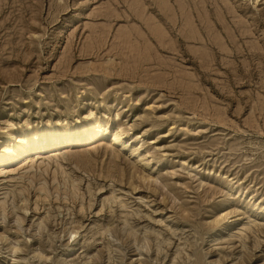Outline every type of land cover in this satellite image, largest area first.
I'll use <instances>...</instances> for the list:
<instances>
[{"label":"rangeland","instance_id":"374dc122","mask_svg":"<svg viewBox=\"0 0 264 264\" xmlns=\"http://www.w3.org/2000/svg\"><path fill=\"white\" fill-rule=\"evenodd\" d=\"M90 123L0 166V264H264V0H0V151Z\"/></svg>","mask_w":264,"mask_h":264},{"label":"bare ground","instance_id":"6f19581e","mask_svg":"<svg viewBox=\"0 0 264 264\" xmlns=\"http://www.w3.org/2000/svg\"><path fill=\"white\" fill-rule=\"evenodd\" d=\"M100 124L90 123L87 126H82L74 132L66 130L64 132H55L48 134L32 133L25 135L24 141L21 144L16 143V140L6 141L7 146L3 151H0V166L8 164H16L21 161L25 155L31 151H43L51 145L47 142H53L54 145L72 147L76 144L85 145L87 143L97 142L98 139L106 138L105 134H100ZM103 132V131H101ZM30 134V133H29ZM123 131L116 130L114 135L109 138V146L120 145L121 150L126 149V143L122 142ZM132 141V140H130ZM137 149H131L134 155Z\"/></svg>","mask_w":264,"mask_h":264}]
</instances>
